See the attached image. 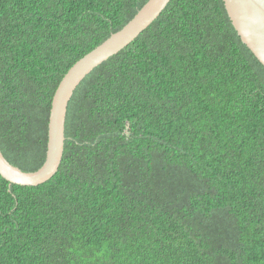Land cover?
<instances>
[{
    "label": "trees",
    "instance_id": "trees-1",
    "mask_svg": "<svg viewBox=\"0 0 264 264\" xmlns=\"http://www.w3.org/2000/svg\"><path fill=\"white\" fill-rule=\"evenodd\" d=\"M148 0H0V149L45 160L52 96ZM0 264H264V66L223 0H170L76 87L62 161L0 175Z\"/></svg>",
    "mask_w": 264,
    "mask_h": 264
},
{
    "label": "water",
    "instance_id": "water-1",
    "mask_svg": "<svg viewBox=\"0 0 264 264\" xmlns=\"http://www.w3.org/2000/svg\"><path fill=\"white\" fill-rule=\"evenodd\" d=\"M169 2L148 0L121 29L68 68L51 99L44 162L34 171H24L10 163L0 149V175L3 178L10 184L37 186L57 173L64 150L67 107L76 87L93 68L134 40ZM223 3L240 39L264 66V0H223Z\"/></svg>",
    "mask_w": 264,
    "mask_h": 264
}]
</instances>
